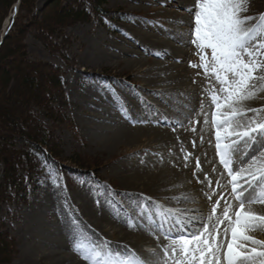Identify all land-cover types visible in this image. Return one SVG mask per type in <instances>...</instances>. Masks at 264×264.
Segmentation results:
<instances>
[{
	"label": "rangeland",
	"instance_id": "obj_1",
	"mask_svg": "<svg viewBox=\"0 0 264 264\" xmlns=\"http://www.w3.org/2000/svg\"><path fill=\"white\" fill-rule=\"evenodd\" d=\"M51 1L53 0L38 1V16L35 19L41 20V17L48 13L47 7ZM98 1L88 0V3L85 4L90 9V19L73 24L70 23L60 35H57V40L61 39L58 36L63 35L65 44L54 45L55 38L53 40H50V37L43 38L41 33L36 29L34 30L33 27L24 28V25L28 23V19H30L23 18L25 12L19 18L20 26H16V31H19L20 28L25 30L21 34L20 40H16L20 34L14 32L15 30L12 32V40H14L15 44L24 46L27 56L26 59L15 56L8 60V65L15 75V84L11 86L10 92L7 93L5 89L1 90L2 79L0 77V122H5L7 123L5 125L8 126L11 125L7 116L9 111L13 113L22 110L25 106V99L32 95V92L28 91L24 85L26 77L21 71V69L29 70L31 68L28 71L30 77L36 79L37 83L41 84L42 91L46 93L45 101L40 106H36L34 103V114H32L31 121L27 126L33 128L37 126L40 129L43 126L47 128L54 139L53 144L57 146L58 157L57 160H54L57 164L52 163L49 166L40 167L37 173H35L36 171L32 172L30 176L39 179L38 185H34L29 176L26 178L25 182L28 188L24 200L17 199L16 202L4 206L3 210L0 211V225L2 226V223H4L0 231L6 232L7 240H5L9 244L10 250V255L3 258V261L0 260V264H56L53 262L52 256L48 255L52 250H60V248L56 247L57 245L53 247V241L58 242L60 245H68V247L62 246V252L73 253V249H71L72 237L69 233L72 231L70 225L76 226L77 231L82 233L86 241L96 240L90 233V229L84 228L76 218V215H79V211L82 210L81 201L87 198L86 201L88 203L97 205L103 199L107 208L116 213L117 216L125 215L124 213L127 212V218H124L125 222H130L129 217L137 223L141 222L138 224L146 225L145 229L148 226L147 232L149 234H147L154 235V237H158L157 234L155 232L152 233L151 226L145 224L143 218L138 215L140 210L139 202L142 198H149V202H155L165 209L177 212L183 219L195 217L197 220H203L211 213L212 204L216 202L219 196H224V200L220 201L221 209L227 206L225 201L231 204L224 192H229V189L223 188H221L222 190L216 189L213 191L216 192V195L212 197V201H209L206 195L211 194V190H202L201 193L206 199L199 197L198 194L192 191V195H194L192 202L185 201L183 204L199 205L201 209L198 212L192 211L190 213L182 211L179 206L171 205L163 199L150 197L146 193L143 196H138L136 193L135 195L125 193V196L122 194L125 190L123 188L125 184L119 174L120 168H118V165L120 162H138L139 164L147 161L151 156L157 158V156L162 154L165 155V152L158 147L159 150L157 149L156 153H150L148 150L149 146L156 145V143H150L146 138H144L145 141L140 140L133 145L114 147V145L110 144L111 146L103 148L100 144L97 145L95 143L97 141L95 139L96 134L93 131L95 130V125L107 120L111 122L115 116L119 117L118 112H120L130 120L129 124L132 126L138 125L140 121L142 123L141 127L172 128L171 121H166V119L171 118L173 114V109L170 108V105L164 107L154 101L151 96L145 94L141 88L148 83L150 78L149 73L141 70L154 66L150 59L162 60L166 66L168 63L165 60L167 59L165 57L159 58L158 56L151 58L143 49L128 39V36L136 39L139 44H142L148 50H150L148 39L152 41L158 40L159 42L166 41L165 45H167L172 54L170 62L179 65L177 68L180 69H169L168 71L164 70V72L172 76L168 81L173 79L182 80L186 86L184 88L190 94H187L188 98L190 100L193 98L197 103L199 102L200 107L203 105V114H200V112L197 114L195 107L186 109L187 114L190 115L188 126L194 128L198 124L194 121H199L200 123L203 117L207 115L209 121L207 136L209 148L214 158L213 163L215 165L218 162L221 165L215 148V132L212 124L214 108L211 106V101L207 94L208 86L213 84V81L211 78L206 79L201 69H193L189 66L190 64L198 65L200 63L199 57L195 54L197 49L190 43L193 30V15L188 10H184V7H175L177 3L174 2H183L184 5H188V9H191L195 6V0H100V3ZM72 2L76 3V0H72ZM95 4L100 5V10H96L95 6L97 5ZM14 12L15 8L12 14L10 11L3 20L0 39L5 25L7 27L9 24L6 20ZM18 12H15L12 18L15 19ZM262 14H264V0H250L249 11L246 15L259 17ZM180 18L183 21L179 23L176 20ZM254 23L255 21H253ZM175 31L185 36L184 43L172 40ZM4 42L5 44L9 43L6 38L3 40ZM91 43L100 50L107 49L108 53H115V56L120 58L121 61L127 58L128 52H134L135 55L138 54L139 57L144 58L146 65L128 67L123 62L121 63L122 65L116 64V59L113 60L114 58L107 60L109 63H103L104 65L92 64V62L86 61L85 57V51ZM139 51H143L144 55H141L142 53ZM90 52L91 50L86 51L88 57ZM28 65H32V67ZM58 67L64 70V83L60 94L53 86V73L51 72ZM41 69L45 73L41 74ZM138 71L141 72V75L140 80L136 81L135 78L137 77L135 76H137ZM136 84H139L140 87L136 86ZM16 87L25 89L23 90L25 95L23 94L22 98H17L19 99L17 104L14 103V99L16 100L18 95L15 93L17 91ZM161 88L154 87V89ZM262 95L261 99L245 102V108H264V93ZM202 97L203 99H201ZM51 114L52 116H50ZM3 126L0 123V129ZM13 138L15 139L13 140ZM12 141H14V149L29 148L25 138L21 136L12 137ZM194 142L198 143L196 140ZM119 155H124L122 161L121 159L119 160ZM78 159L83 162V167L74 163ZM235 159L240 158L236 157ZM197 160H199L201 166H204V162L199 156L196 157L195 162L192 158L190 166L191 168L193 167V171H195L194 165L196 167ZM215 160L217 161L215 162ZM107 161L111 163H107ZM192 170H188L187 174L191 175ZM109 189L115 193L112 199L119 206L118 210L113 204L107 202L109 198L104 194ZM230 197L233 198L231 193ZM236 209L237 205L234 204L233 211H236ZM219 214L220 210L217 212V215ZM242 215L251 216V214L245 213H242ZM240 231L252 239L264 242V233H253L251 230L244 228L243 221L241 222ZM105 234L112 247L122 249L131 246L127 248L133 249L132 251H136L137 254L146 259H150V253L158 248L157 246L144 243L146 246L141 245L135 248V246L130 244L129 239H126L125 244H114L112 235L110 233ZM51 237H54V239ZM158 238L164 237L159 236ZM239 241L240 238L237 237V243ZM1 248H4V243L2 242H0ZM256 250L260 249L257 247ZM157 252L159 253L160 251ZM38 254L42 258L38 259ZM71 262L70 259L65 261V264H70Z\"/></svg>",
	"mask_w": 264,
	"mask_h": 264
},
{
	"label": "snow or ice",
	"instance_id": "obj_2",
	"mask_svg": "<svg viewBox=\"0 0 264 264\" xmlns=\"http://www.w3.org/2000/svg\"><path fill=\"white\" fill-rule=\"evenodd\" d=\"M249 3L250 0H195L194 8L188 9L193 15L190 43L200 60L198 65L189 66L201 69L204 77L213 81L207 94L214 108L215 148L230 177L236 211L227 201L221 209L224 196H219L203 220L183 219L177 212L142 198L138 215L152 232L168 241L167 245L159 253L153 250L151 258L146 259L127 247L119 249L107 241H86L77 227L70 225L73 251L86 264H264V242L240 231L243 221L244 228L264 232V217L242 215L245 205L250 208L252 204H264V108L244 106L264 93V14L247 16ZM203 123H209L207 115ZM183 126L176 122L172 128L175 131ZM190 155L186 154L185 159ZM196 171H202L199 160ZM204 179L211 188L212 181L207 176ZM104 195L118 210L112 199L115 193L109 189ZM206 195L212 201L216 192ZM129 220L130 228L144 226L131 217Z\"/></svg>",
	"mask_w": 264,
	"mask_h": 264
},
{
	"label": "bare ground",
	"instance_id": "obj_3",
	"mask_svg": "<svg viewBox=\"0 0 264 264\" xmlns=\"http://www.w3.org/2000/svg\"><path fill=\"white\" fill-rule=\"evenodd\" d=\"M174 2L177 3L175 7L178 8L184 7V10H188V5H184L183 2H179V1H174ZM19 5H20L19 3L15 5V12L18 11ZM13 15L10 16V18L7 20L8 23H10V19L13 17ZM176 21H179L180 23L183 21V19L180 18ZM128 39H130L136 46L143 49L144 52L147 55H149L151 58L154 56H158L159 58L165 57L167 59L165 60V62L168 63L167 66L164 64L162 60L160 61L154 58L150 59L151 62L154 64V66H152L151 68L141 70L150 74L148 83L146 85H143L141 88L144 90L145 94L151 96L154 101H157L164 107H166V105H170V108L173 109V114L172 117L167 118L166 121H171L172 125L176 122H180L184 126L178 127L177 130L175 131L172 128H168V127H164L162 129L152 128V127H141L142 123L140 121L138 125L136 124V126H132L129 124L130 120H128L124 116V114H121L118 111L117 112L119 117L115 116L114 119L112 118L113 120L111 122L107 120L105 122L98 123L97 125H95V130H93L96 134L95 139H97L95 143H97V145L100 144L103 148L106 146L109 147L110 144L114 145V147L120 145H130V144L133 145L137 141L140 140L145 141L144 138H146L147 140L150 141V143L153 142L156 143V145L149 146L150 148L148 150L150 151V153L153 154L156 153L158 147L162 148L163 151L165 152V155L162 154L160 156H157V158H154L150 155L151 157H149L147 161H143L139 164L138 162L137 163H127L125 161L120 162L118 165V168H120L119 174L121 175L123 183L125 184V186H123V188L125 189L124 191H126V192L123 191L122 194L124 195L125 193H131L135 195L136 193V195L138 196H143L146 193L150 197L160 198L165 200L167 203L171 205H177L180 207V209H182V211H188L189 213L192 211L198 212L201 209L199 205L183 204L185 201L192 202L194 198V195H192V191L198 194V196L202 197L203 199H206V197L202 195L201 193L202 190L209 189L213 192L216 189L222 190L221 188H223V189H229V192L232 194L231 192L232 186L230 183H228L230 177L227 175L226 171L224 170L223 165H219V163L216 162L217 160H215L216 162L215 165L213 163L214 158L209 148V140L207 136L209 130V124L205 125L203 123L205 116L203 117V120L194 127L195 131H192V128L188 126L190 115L187 114L186 109L190 107H195V110L198 114L201 109L200 103L199 102L197 103L193 98H191V100L190 98H188L187 94L188 95L190 94L188 93L187 89L184 88L186 86L182 80L173 79L171 81H168L169 79L172 78V76L168 75L167 72H164V70L168 71L169 69H175V70L180 69L177 68L179 65L170 62V59L172 58V54L170 53V50L167 48V45H165L166 41L159 42L158 40L152 41L151 39H148L149 40L148 44L150 47V50H148L145 49L142 44H139L136 41V39H134L133 37L128 36ZM172 40L180 41L184 43L185 36L175 31L173 33ZM90 50H91L90 56L88 57L86 51H90ZM86 51H85L86 61L92 62V64L109 63L107 60H111L114 58L113 60L116 59V64H121L123 62L128 67H132L136 65L139 66L146 65V62H144V58L139 57L138 54L135 55L134 52L132 53L128 52L129 54L126 55L127 58L124 61H121L120 58H117V56H115V53H108L107 49L100 50L99 48H96L93 43L89 45ZM156 53H160L162 55H156ZM141 55L144 54L142 53ZM140 73H141L140 71L137 72L136 74L137 76H135L137 77L135 78L136 81L140 80V75H141ZM180 74L182 73L180 72ZM129 80L131 79L129 78ZM136 86L140 87L139 84H136ZM155 86L162 88L154 89ZM261 96H263L262 93L257 99H261ZM90 128L92 129V127ZM194 140H196L198 143L194 142ZM193 143H195V147L193 146ZM186 154H191L187 160L185 159ZM251 155L252 153H249V156ZM119 156H120L119 160L121 159L122 161V159H124L123 157L124 155L122 156L119 155ZM197 156H199V158L202 159V161L204 162V166L200 165V168L202 169V171L200 172L196 171L195 165H194L195 171H193L192 170L193 167L191 168L190 166L191 164L190 160L193 158L195 162ZM236 161L239 162L240 159H236ZM107 163H111V162L107 161ZM235 168H236V163L233 164V169L235 170ZM188 170L189 171L192 170V174L190 173L191 175L187 174ZM205 176H207L212 181L211 188L207 186V181L204 179ZM217 182H219V185H223V187H220ZM224 192L225 195L230 200L231 204L237 205V202L230 197V193L227 191ZM86 200L81 201L82 210L79 211V215L77 214L76 218L80 221L81 225L84 228L90 229V233L95 237L94 239L98 241H107L110 244L105 234V233L107 234L110 233L114 239V241H112L114 244L115 243H119V245L125 244L126 239H129L130 244L132 246H135V248H137V246L139 247L144 244L157 246L158 248L155 250L156 252L160 251V249H162L164 246L167 245L168 241L165 240L164 238L154 237V235L151 234L148 235L149 234L147 232L148 226L147 229H145L146 225H144L143 227L130 228L128 226L129 222L128 221H127L128 223L125 222L124 219L127 218V216L126 215L117 216L116 213H113V211H110L109 208H107V206L105 205L106 203L103 202L104 201L103 199L99 205L94 203L93 204L88 203V201ZM244 213L249 215L251 214V216L264 217V204H252L250 208L248 205H245ZM252 232L261 233L260 231H252ZM263 233L264 232H262V234ZM238 237H239V233H238ZM52 239H54V237ZM53 242H54L53 247L57 245L56 247L60 248V250L55 249L50 251V253L48 254L52 256V260L54 263L65 264V261L71 259L72 262L70 264H86V262L82 260L80 256L77 253H75L73 250H72L73 253L71 254H68L67 252L66 253L62 252L61 251V249H63L62 246L64 247L65 244L60 245L58 244V242L55 241ZM65 246L68 247L67 244ZM71 247H72L71 249H73L72 244ZM127 247L130 248L131 246H127ZM40 258L42 257L38 254V259Z\"/></svg>",
	"mask_w": 264,
	"mask_h": 264
},
{
	"label": "trees",
	"instance_id": "obj_4",
	"mask_svg": "<svg viewBox=\"0 0 264 264\" xmlns=\"http://www.w3.org/2000/svg\"><path fill=\"white\" fill-rule=\"evenodd\" d=\"M38 1L39 0H0V32L5 17L10 11L12 14L17 3L20 4L17 17H15V19L11 18L12 23L10 21L8 26L6 27L5 25L4 27V30L8 29L5 38L9 43L5 44L4 42L0 46L1 90L5 89L7 93L10 92L11 86L15 84V75L13 71H11V67L8 65V60L15 56H20L21 59H26L27 56L24 46L15 44L14 40H12L11 35L13 30H15L14 32H17V34H20L19 38L16 39L17 41L20 40V36H22L21 34L25 31L24 28L27 27H33L34 30H38L43 38L50 37V40H53L54 38L56 39L57 35H60L70 23L82 22L91 18L90 9L85 5L88 3V0H76V3L72 2V0H53L48 3V13L41 17V20H37L35 18L38 16ZM100 2L101 1L99 0L98 3ZM95 5H97L95 6L96 10H100V5ZM23 12H25L24 15ZM22 15L23 18H30L28 19L29 24L26 23L23 30L20 28L19 31H16V26H20L19 18L22 17ZM62 36L63 35L58 36L61 39H56L54 45L58 46L65 44ZM30 67H32V65ZM30 69L31 68H29V70ZM29 70L21 69L26 77L24 85L28 91L32 92V95H29L27 99H25V106L22 110L13 113L12 111H9L7 116L9 117L8 122L11 124L9 125L10 127L5 125L7 123L0 122L4 125V128L2 127V129H0V211L3 210L4 206L16 202L17 199L24 200L28 188L25 182L26 178L29 176L34 185H38L39 179L30 176L32 172L36 171L35 173H37L40 167L56 163L54 160H57L58 157L56 152L57 146L53 144L54 139L52 138L50 131L47 128H44V126L41 129L34 124L33 125L36 128L27 126L31 121L32 114H34V103L36 106H40V104L45 101L44 97L46 93L42 91L41 84L39 85L36 79L30 77V74L28 73ZM51 72L53 73V86L57 89L58 94H60L64 83V70L61 69V67H58ZM40 73L43 74L45 72L41 69ZM16 88L17 91H15V93L18 95L16 96V100L14 99V103L17 104L19 102V99L17 98H22L23 94L25 95V92L23 91L25 89L21 88V90L18 87ZM47 115H49V113H47ZM50 116H52V114ZM16 136L25 138L26 144L29 145V148H22L20 150L14 149V141H12V137ZM14 139L15 138H13V140ZM74 163L81 167L84 165L79 159L75 160ZM3 224L4 223H2V226ZM2 226L0 227L1 229L3 228ZM2 231H0V242L4 243V248L0 249V260L3 261V258L10 255V250L9 244L6 242L7 234Z\"/></svg>",
	"mask_w": 264,
	"mask_h": 264
},
{
	"label": "water",
	"instance_id": "obj_5",
	"mask_svg": "<svg viewBox=\"0 0 264 264\" xmlns=\"http://www.w3.org/2000/svg\"><path fill=\"white\" fill-rule=\"evenodd\" d=\"M7 33H8V29L6 31L5 30L3 31V35H2V37L0 39V46L2 45L4 37L7 35Z\"/></svg>",
	"mask_w": 264,
	"mask_h": 264
}]
</instances>
